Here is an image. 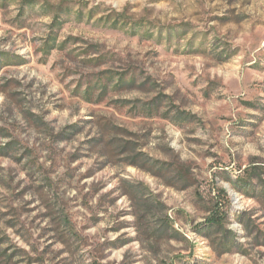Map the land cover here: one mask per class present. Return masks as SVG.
Segmentation results:
<instances>
[{
	"label": "rangeland",
	"instance_id": "obj_1",
	"mask_svg": "<svg viewBox=\"0 0 264 264\" xmlns=\"http://www.w3.org/2000/svg\"><path fill=\"white\" fill-rule=\"evenodd\" d=\"M0 264H264V0H0Z\"/></svg>",
	"mask_w": 264,
	"mask_h": 264
},
{
	"label": "trees",
	"instance_id": "obj_2",
	"mask_svg": "<svg viewBox=\"0 0 264 264\" xmlns=\"http://www.w3.org/2000/svg\"><path fill=\"white\" fill-rule=\"evenodd\" d=\"M119 21H120V18H117L113 21V27L115 28H120L121 25H119ZM156 202V201H154ZM158 203V202H156ZM224 217H225V214H219V213H214L212 214L210 217L207 218V221H206V224H205V227L207 230H210V229H216V228H220L222 226H224Z\"/></svg>",
	"mask_w": 264,
	"mask_h": 264
}]
</instances>
